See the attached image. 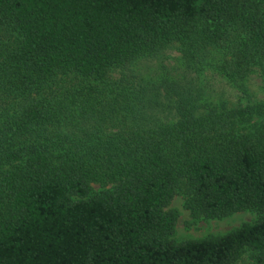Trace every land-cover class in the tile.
Segmentation results:
<instances>
[{"label":"trees","instance_id":"16d2710c","mask_svg":"<svg viewBox=\"0 0 264 264\" xmlns=\"http://www.w3.org/2000/svg\"><path fill=\"white\" fill-rule=\"evenodd\" d=\"M174 45L195 78L126 72ZM208 68L264 78V0H0V264H264V98L210 102ZM181 189L260 218L177 244Z\"/></svg>","mask_w":264,"mask_h":264},{"label":"rangeland","instance_id":"374dc122","mask_svg":"<svg viewBox=\"0 0 264 264\" xmlns=\"http://www.w3.org/2000/svg\"><path fill=\"white\" fill-rule=\"evenodd\" d=\"M178 45H174L159 56L154 58H143L135 62L127 69V73H135L139 77L152 79L166 73L174 79H181L187 74L189 78H195V71H188L184 66ZM213 58H220V55H214ZM120 71L115 70L112 74L119 77ZM202 84L206 87V93L210 102H225L229 108L246 106L259 102L264 98V78L254 73L243 85L235 86L227 78L217 73L215 69H207L201 73ZM110 187L93 185L91 196L98 195ZM185 195L183 189L178 190L169 206V210H175L178 215V221L175 226V232L170 240L183 244L188 241L206 240L227 235L244 224H253L258 221L260 216L252 211H244L233 214L220 220H211L205 218H194L189 210L185 208ZM250 255L247 254L237 264H249Z\"/></svg>","mask_w":264,"mask_h":264}]
</instances>
